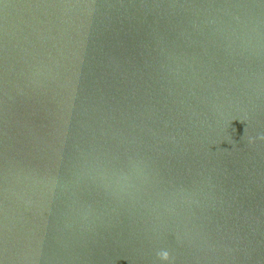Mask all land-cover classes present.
Here are the masks:
<instances>
[{"label": "water", "instance_id": "95a60500", "mask_svg": "<svg viewBox=\"0 0 264 264\" xmlns=\"http://www.w3.org/2000/svg\"><path fill=\"white\" fill-rule=\"evenodd\" d=\"M0 264H264V0H0Z\"/></svg>", "mask_w": 264, "mask_h": 264}, {"label": "clouds", "instance_id": "9594fccd", "mask_svg": "<svg viewBox=\"0 0 264 264\" xmlns=\"http://www.w3.org/2000/svg\"><path fill=\"white\" fill-rule=\"evenodd\" d=\"M158 255H162L164 258H167L168 257V253L167 252H163V253H160Z\"/></svg>", "mask_w": 264, "mask_h": 264}]
</instances>
